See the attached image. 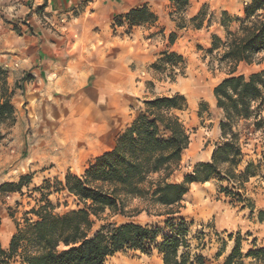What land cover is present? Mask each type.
<instances>
[{
    "label": "crops",
    "instance_id": "crops-1",
    "mask_svg": "<svg viewBox=\"0 0 264 264\" xmlns=\"http://www.w3.org/2000/svg\"><path fill=\"white\" fill-rule=\"evenodd\" d=\"M249 1L188 0L180 9L173 0H0V67L16 79L27 76L29 122L49 128L48 138L39 140L53 162L88 167L115 148L140 105L157 97L145 96L170 82V67L166 74L153 67L163 53L182 56L186 71L189 50L209 49L212 35L224 39L222 14L242 18ZM141 8L155 19L131 25L125 16ZM215 146L197 163L210 162ZM219 190L212 180L192 184L185 196L177 217L191 223L186 251L204 257L205 264H224L238 244L239 264H264L247 256L264 250V179L245 185L250 207ZM3 231L8 248L13 232Z\"/></svg>",
    "mask_w": 264,
    "mask_h": 264
},
{
    "label": "trees",
    "instance_id": "trees-1",
    "mask_svg": "<svg viewBox=\"0 0 264 264\" xmlns=\"http://www.w3.org/2000/svg\"><path fill=\"white\" fill-rule=\"evenodd\" d=\"M173 1L180 9L188 5V0ZM125 18L131 25L155 19L146 8L132 10ZM221 26L224 39L212 35L211 47L205 50L206 57H211L219 68H229L227 77L213 91L222 119L221 143L215 146L211 161L196 164L181 182L174 181L191 144L190 132L180 117L189 110L188 100L176 93L145 101L144 110L117 137L112 151L91 161L83 175L68 173L64 181L55 182L78 202L79 208L56 214V208L44 196L40 205L25 215L23 224H17L8 248L0 239V264H107L119 253H145L148 244L154 246L163 264H205L204 257L186 251L190 247L191 223L177 217L191 185L225 181L232 189L221 192L235 204L250 207L242 191L251 179L263 176L264 170V153L260 163L245 161V134L264 130V70L249 76L237 73L242 65H260L258 57L264 53V0H250L242 18L223 13ZM167 66L171 68L167 75L171 83L185 76L182 56L163 53L159 63L153 65L161 74H166ZM18 89L22 87L11 86L8 71L0 67V125L16 121L13 99ZM207 108L201 105V111ZM30 182L24 176L17 184H3L0 193L21 192ZM52 185L48 182L38 191L49 190ZM135 201L141 207L130 209ZM152 210L165 211L157 215L166 218L165 229L130 222L104 225L93 232L96 221L103 220L107 212L136 217L143 212L150 215ZM2 226L0 217V231ZM247 256L264 261V250L251 251ZM239 257L237 244L224 264H239Z\"/></svg>",
    "mask_w": 264,
    "mask_h": 264
},
{
    "label": "rangeland",
    "instance_id": "rangeland-1",
    "mask_svg": "<svg viewBox=\"0 0 264 264\" xmlns=\"http://www.w3.org/2000/svg\"><path fill=\"white\" fill-rule=\"evenodd\" d=\"M203 47L205 45L193 47V49L189 50L185 76L179 77L173 85L171 82L161 84L145 96L146 98H150L153 96H172L180 93L188 100L189 110L181 113L180 117L190 132L191 144L189 149L184 153L180 170L174 178L176 182H181L186 175L193 171L202 155H205L215 145L221 143L219 123L222 119V113L216 107L213 90L227 77L229 68H219L216 62L212 61L211 57H206L205 51L201 49ZM257 63H260V65H242L238 68L237 73L249 76L250 74L264 70V53L259 55ZM4 69L9 73V68ZM10 77L13 79L11 86L18 84L22 89L16 91L13 99L16 121L0 125V187L6 183L17 184L24 176H28L31 180L30 184H26L21 192L0 193V217L3 221V233L9 234L13 232L14 235L17 224H23L25 215L32 209L37 208L44 196H47L50 203L56 208V214H63L78 209V202L66 192H62L55 182L64 181L68 173L77 176L83 175L87 169V165L84 164L81 167L74 168V164L57 166L53 162L43 150L45 146L42 143L43 141L39 140L49 136V128H34L29 122L33 118V113L30 110L31 103L25 86V82L28 80L27 76L16 79L12 73H9ZM202 104H206L208 107L204 111H201ZM144 108L143 103V105H140L138 112L134 113L136 117ZM17 113L18 115H16ZM19 115L22 120H20V125H17ZM39 116L41 114H38L35 119H40ZM245 137L248 139L245 146V161L260 163L263 159L262 154L264 153V130L247 132ZM68 166L72 167L71 171L67 169ZM262 175L259 179H264V170L262 171ZM213 181L219 186L220 192L218 194L226 197L221 192V189L230 187H228L227 182L220 180ZM48 182L54 184L52 188L38 191V189L43 188ZM256 182L260 184V180ZM198 195H201L200 191H198ZM209 201L210 199H207L206 202L208 203ZM137 206L141 207L140 203L135 201L131 204L130 209ZM156 211L152 210L150 215L143 212L136 217H129L130 214L126 217L120 215L113 216L107 212L103 216V220L96 221L93 232L95 233L100 230L104 225L121 226L130 222L149 226L153 229H165L166 218L157 216L158 214L165 213V211ZM158 241L160 242L161 240L158 239ZM148 250L145 253L139 251L119 253L108 259L107 264H163L159 253L158 255L154 253L156 250L153 245L148 244Z\"/></svg>",
    "mask_w": 264,
    "mask_h": 264
}]
</instances>
